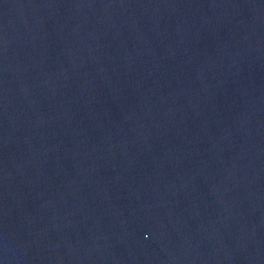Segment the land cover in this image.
Wrapping results in <instances>:
<instances>
[{"label":"water","instance_id":"1","mask_svg":"<svg viewBox=\"0 0 264 264\" xmlns=\"http://www.w3.org/2000/svg\"><path fill=\"white\" fill-rule=\"evenodd\" d=\"M0 264H264V0H0Z\"/></svg>","mask_w":264,"mask_h":264}]
</instances>
